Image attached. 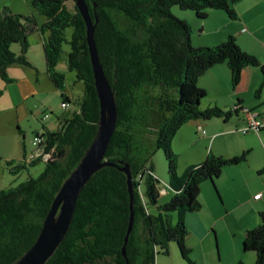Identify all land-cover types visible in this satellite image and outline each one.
I'll return each instance as SVG.
<instances>
[{
    "label": "trees",
    "instance_id": "16d2710c",
    "mask_svg": "<svg viewBox=\"0 0 264 264\" xmlns=\"http://www.w3.org/2000/svg\"><path fill=\"white\" fill-rule=\"evenodd\" d=\"M240 1L86 0L100 62L118 110L105 157L114 166L100 169L81 190L69 231L45 264H155L160 252L170 254L171 242L194 264L186 244L190 235L186 219L201 209V186L215 182L226 168L246 162L248 153L229 157L210 152L203 163L179 175L172 144L192 121L223 119L227 123L243 114L234 107H202L208 96L198 83L208 71L226 64L235 91L243 71L258 68L263 77L256 94L259 98L264 92V64L243 51L233 36L216 47H194L191 26L174 16L172 8L193 11L203 20L212 10L237 20L235 5ZM32 7L46 18L43 26H38L36 16L16 14L8 7L0 11V80L12 83L9 69L15 65L33 66L28 59V36L40 30L46 34L43 46L48 74L62 93V105L69 107L74 101L65 93V75L57 71L65 45L69 47V70L84 83V92L72 115L58 117L57 130L37 134L35 138L41 141L34 145L36 150L25 153L20 168L44 161L41 175L0 191V264H17L36 243L57 194L96 140L101 120L87 25L76 0H32ZM13 44L20 45L18 53L12 50ZM156 150H163L169 161V185L156 176ZM125 166L133 177L135 213L126 256L122 249L131 210L128 178L121 170ZM164 188L174 195L160 205ZM151 206L157 208L156 214ZM173 212L179 215L175 225L170 216ZM258 215L260 223L247 231L243 247L255 252L256 264H264V210Z\"/></svg>",
    "mask_w": 264,
    "mask_h": 264
},
{
    "label": "crops",
    "instance_id": "0c3cea01",
    "mask_svg": "<svg viewBox=\"0 0 264 264\" xmlns=\"http://www.w3.org/2000/svg\"><path fill=\"white\" fill-rule=\"evenodd\" d=\"M31 2L32 0H0V10L8 6L13 12H17L16 14L36 16ZM235 11L238 15L237 20H230L223 12L209 11L208 18H213V23L221 24L212 29L211 33L206 30L205 25H201L207 36L214 35L212 40L206 37L201 46L222 44L233 36L243 51L257 56L264 64V37L259 36V33L264 31V0H241L235 5ZM245 28L248 29L247 32H243ZM234 31L237 33L234 34ZM21 68L13 66L9 69L13 82H4L2 89H6L7 86L6 92L14 101L13 104L24 111L27 107L26 103L30 102L28 98L34 96L35 92L26 84V72ZM262 81L263 77L258 68H246L240 85L234 91L230 69L226 64L218 65L199 80V86L208 96L202 107L217 105L229 110L240 104L257 111L264 119V92L259 98L256 97ZM69 98L73 99L71 96ZM261 106L262 108L258 109ZM56 125L58 127V124ZM242 126H244V115L241 113L227 123L223 119L197 120L186 124L180 130L183 131L180 139L177 136L175 138V142L189 140L195 145L204 144L202 147L205 146V152L191 153L196 159L193 163L197 164L204 161L209 142L212 145L211 153L215 156L239 157L248 153L246 162L226 168L215 182L201 186V195L205 194L200 201L201 209L187 216L190 235L186 244L192 253L201 250L197 252L203 255L205 264H237L240 261L256 264L255 252L244 250L243 242L247 231L260 223L258 214L264 210V130L260 133L251 132L249 133L251 136L243 137L238 135V129ZM203 131L206 133L204 134ZM259 149L263 152L261 162L253 158V151ZM215 189L221 200L217 197ZM165 193L174 192H162ZM258 193H263V196L256 200L254 196ZM216 247L219 249V259H216L217 252H214L217 250Z\"/></svg>",
    "mask_w": 264,
    "mask_h": 264
},
{
    "label": "rangeland",
    "instance_id": "374dc122",
    "mask_svg": "<svg viewBox=\"0 0 264 264\" xmlns=\"http://www.w3.org/2000/svg\"><path fill=\"white\" fill-rule=\"evenodd\" d=\"M31 6H32V2H31ZM3 9L0 11L2 12ZM34 13L39 21L38 26H43V24L46 21V18L37 11H34ZM172 13L177 18L186 20L188 24L191 26L192 28L191 42L194 47L196 48L216 47L220 45L217 44L211 46H201L202 44H204L206 37H210L208 39L211 40L214 37V35L207 36L205 29H203L201 25H205L206 30L209 31V33H211L212 29L218 27L219 24H221L220 22L213 23V18H206L204 20L199 19L195 12L181 10L178 6H174L172 8ZM214 13H222V12L215 11ZM24 16L27 17L31 15H24ZM185 17H188V19H185ZM231 24L234 26L236 25V23H231ZM236 33L237 31H234V34ZM259 36L264 37V31L259 33ZM43 37L44 34H42L40 30H35L31 32L28 36V41L30 44L28 59L33 66L27 67V66L15 65L20 68L22 67L21 69L25 70L26 72L25 82L26 84H28V87L30 86L31 88H33L35 92L34 96H30L28 98L30 102L26 103L27 107H25L24 111L22 108L19 110L13 104L14 101L9 98L8 96L9 94H7L6 92L7 86L6 89L3 90L2 85L4 82L0 80V89L3 90L2 95H0V191L17 187L21 183L25 182L29 177L36 178L41 175L46 165L44 161H40L33 165H27V167L24 169L20 168V165L24 164L25 153L29 154L36 150L33 141L35 140L37 134H42L43 132H46L48 129L57 130L56 124H58L57 122L58 117H66V116L70 117L72 113L78 108V102L83 96L84 83L77 79V74L75 71L69 70L68 56H67L69 47L68 45H65L64 47L65 53L63 54V57L57 66V71L65 75L66 78L65 93L67 94V96L73 97L74 101L72 102L71 105H69L68 108L62 107V102H63L62 93L56 88V86L54 85L48 74L47 63L44 54ZM12 50L15 53H18L20 51V45L13 44ZM206 106L207 105H204V107ZM261 108L262 106L259 107L258 109ZM46 114L50 116L49 119L44 118ZM182 133L183 131L178 132V134L176 135L178 139H180ZM238 135L243 137L251 136V134L244 135L241 133H239ZM197 137L199 136L197 135ZM258 140L262 144V141L259 137ZM175 141L176 140H174L172 144V148L178 157L177 170L179 175H183L189 167L197 165V163H193L195 162L196 159L195 157L191 156V153L193 151L205 152L204 150L205 146L202 147V145L204 144L195 145L192 141L189 140H185L182 142H175ZM24 146L26 147V152L24 151ZM211 147L212 145L209 142L208 145L209 149L207 151L204 161L206 160L208 153L211 152ZM262 156H263V152L260 149L253 151V158L255 161L261 162ZM204 161H202L201 163H203ZM10 162L13 163L10 164ZM153 163H154L156 176L163 184L165 183L166 185H169L170 182L169 161L167 160L163 150H156L153 157ZM210 183L212 182L210 181L204 184L210 185ZM142 189L145 190V184L144 185L142 184ZM168 191L173 192V190L171 189H169ZM215 192L217 197L221 200L216 189ZM173 195L174 193L162 194L159 204L162 205L168 202ZM204 196L200 195V201H202V198ZM163 197H165L164 198L165 200L163 199ZM150 209L152 212H155V214L157 213V208H155L154 206H151ZM171 215L174 217L172 222L175 225L179 220V215L177 212H173L170 214V216ZM225 248L226 246L224 244V250ZM216 249H217L216 251L214 250V252H217L216 259H219L220 258L219 249L217 247ZM197 251L200 252L201 250L198 249ZM197 251L195 253H192L190 251L191 260L194 262V264H205L203 255L198 254ZM155 264H190V263L182 257L179 245L176 242H171L170 254L166 255L160 252L157 255Z\"/></svg>",
    "mask_w": 264,
    "mask_h": 264
},
{
    "label": "water",
    "instance_id": "95a60500",
    "mask_svg": "<svg viewBox=\"0 0 264 264\" xmlns=\"http://www.w3.org/2000/svg\"><path fill=\"white\" fill-rule=\"evenodd\" d=\"M76 4L87 25L89 52L101 106L99 134L81 163L57 194L36 243L17 264H45L52 257L69 231L81 190L100 169L114 166L105 161V157L118 119L115 94L100 62L94 38L95 25L86 0H76ZM121 170L128 178L131 210L130 223L122 249L123 255L126 256V245L133 231L135 220L134 190L133 177L129 167L125 166Z\"/></svg>",
    "mask_w": 264,
    "mask_h": 264
},
{
    "label": "built area",
    "instance_id": "2783aa9c",
    "mask_svg": "<svg viewBox=\"0 0 264 264\" xmlns=\"http://www.w3.org/2000/svg\"><path fill=\"white\" fill-rule=\"evenodd\" d=\"M247 31H248L247 28L243 29V32H247ZM62 107L68 108L67 104H63ZM234 109L235 110H241V112L243 113V115L245 117L244 126L241 129H239V131L242 134L245 135V134H248L249 132L260 133L264 129V119L260 116L259 113L251 110L250 108L241 107V106H235ZM44 118H48V115H45ZM38 141H41V140L38 138H35L33 144L35 145ZM30 157L33 158L34 155H32ZM47 158H48V156H46V159ZM166 189H164L163 191H165V192L168 191V189L167 190ZM262 195H263L262 193H258L257 195H255L254 198L255 199H261Z\"/></svg>",
    "mask_w": 264,
    "mask_h": 264
},
{
    "label": "bare ground",
    "instance_id": "6f19581e",
    "mask_svg": "<svg viewBox=\"0 0 264 264\" xmlns=\"http://www.w3.org/2000/svg\"><path fill=\"white\" fill-rule=\"evenodd\" d=\"M236 106L244 107V106H242V105H240V104H239V105H236ZM247 108H248V107H247ZM263 130H264V129H263ZM238 132L241 133V132L239 131V129H238ZM249 133H250V132H249ZM249 133H248V134H249ZM241 134H242V133H241ZM245 135H246V134H245ZM262 194H263V193H262ZM262 196H263V195H262ZM254 197H255V196H254ZM256 200H258V199H256Z\"/></svg>",
    "mask_w": 264,
    "mask_h": 264
}]
</instances>
